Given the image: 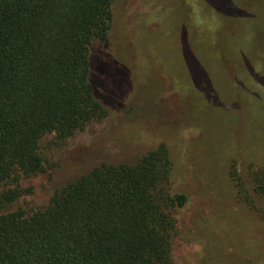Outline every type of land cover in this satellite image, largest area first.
<instances>
[{"label": "rangeland", "instance_id": "1", "mask_svg": "<svg viewBox=\"0 0 264 264\" xmlns=\"http://www.w3.org/2000/svg\"><path fill=\"white\" fill-rule=\"evenodd\" d=\"M91 82L105 111L39 141L40 173L0 186L29 216L99 164H134L160 144L171 164V264H264V0H117ZM124 66V67H123Z\"/></svg>", "mask_w": 264, "mask_h": 264}, {"label": "trees", "instance_id": "2", "mask_svg": "<svg viewBox=\"0 0 264 264\" xmlns=\"http://www.w3.org/2000/svg\"><path fill=\"white\" fill-rule=\"evenodd\" d=\"M116 2L0 0V186L42 171L43 136L66 140L105 115L91 48L108 42ZM170 171L160 144L134 164H99L32 215H0V264H171V214L186 198L169 194ZM252 186L264 200L263 170ZM18 197L4 192L0 208Z\"/></svg>", "mask_w": 264, "mask_h": 264}]
</instances>
